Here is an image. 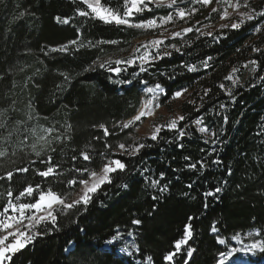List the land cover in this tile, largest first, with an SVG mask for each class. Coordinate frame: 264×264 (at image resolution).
<instances>
[{
    "label": "trees",
    "instance_id": "obj_1",
    "mask_svg": "<svg viewBox=\"0 0 264 264\" xmlns=\"http://www.w3.org/2000/svg\"><path fill=\"white\" fill-rule=\"evenodd\" d=\"M106 3L122 7L123 0ZM77 8L86 6L79 0H0V109L7 110L0 116V122L6 123V128H0V150L7 151L0 157V176L13 171L11 181L0 180V210L8 200V191L15 200L29 184H39L43 190L51 187L58 193L76 192L80 185L69 187L66 181L80 174L69 170H99L104 162L100 154L106 151L110 158L126 163L127 169L114 173L112 183L102 186L86 209L78 205L58 215V230L37 237L13 257L12 264H130L129 258L104 248L117 230L135 232L137 260L144 262L152 256V264H165L164 255L182 238L190 216L195 218L189 246L196 251L189 264H218L220 252H226L228 245H220L217 236L229 244L234 234L256 229L264 240V17L257 15L238 29L225 27L211 35L190 32L168 40L166 45L176 44L181 50L165 48L171 55L154 61L147 72L122 65L127 71L116 75L99 67L85 69L97 58L103 61L126 54L133 41L143 36L142 31L78 16ZM150 8L152 11L137 14L134 22L167 13V9ZM254 9L264 11V0ZM57 16L70 17V23H58ZM217 18L214 14L211 20ZM256 28L261 31L256 32ZM77 29L85 47L71 45L66 52L49 51L77 39ZM112 40L118 43L87 46L89 41L95 45ZM253 47L262 51L254 52ZM208 57L212 59L205 68L202 61ZM250 60L257 61L256 72L250 70ZM192 65L196 71L190 72L188 66ZM233 68L238 69L233 75L239 78L235 86L225 79ZM133 72L138 75L133 76ZM62 73L70 79L65 80ZM121 79H131L132 83L113 82ZM142 81L164 87L159 102L166 107L173 93L187 89L179 107L180 115L186 117L180 127L187 134L178 140L175 131L164 129L157 141L135 139L151 145L138 155L121 154L115 145L131 144V127L123 131L116 128L115 134L104 137L103 130L93 126L103 123L112 133L116 122L132 118L140 105ZM220 84L232 89L234 99ZM204 89H211L207 96ZM198 117L217 135L198 132L192 123ZM67 125H71L70 131H66ZM53 126L72 139L54 144L56 151L50 153L62 174L44 178L37 170L45 169L41 160H46L47 154L36 158L30 148L35 137L26 129L36 128L39 133L41 128ZM24 136L28 140L22 145ZM106 143L113 148L105 149ZM81 151H88L91 161L83 160ZM73 156L77 159L72 160ZM186 156L191 159L186 161ZM200 160L206 167H186ZM25 167L28 172L16 171ZM161 173L160 184L168 185L163 193L150 187V181L159 179ZM83 178H88L87 173ZM217 187L221 188L218 193ZM207 192L214 195L206 196ZM153 196L159 199L153 200ZM33 199L26 196L20 202ZM133 219L142 223L133 225ZM213 224L218 228L216 233L211 231ZM185 256L184 251L178 254L176 264H183ZM254 263L264 264V253H258Z\"/></svg>",
    "mask_w": 264,
    "mask_h": 264
},
{
    "label": "snow or ice",
    "instance_id": "obj_2",
    "mask_svg": "<svg viewBox=\"0 0 264 264\" xmlns=\"http://www.w3.org/2000/svg\"><path fill=\"white\" fill-rule=\"evenodd\" d=\"M80 3L86 6V8H77L76 15L83 16L91 19H98L105 24H115L117 26H126L127 28L141 29V30H156V29H167L164 27L169 23H174V16L172 13H169L165 16L152 19H140L138 22H134V18L137 14L143 13L144 11H152L151 8L148 7L149 4H155L157 8L159 7H173L177 5V0H123L122 7H113L109 6L102 0H79ZM192 2L198 3L201 6H208L212 3V0H192ZM221 0H216V3L219 4ZM225 2H229L230 0H225ZM231 6L238 11L241 6L240 0H236L235 4H231ZM243 7L248 8L249 3L248 0H244ZM197 9H186L177 7L175 11V16L181 20H186L190 18ZM213 12L217 11L216 8L212 9ZM22 16L23 13H20ZM228 12H225L222 15L223 18H227ZM241 19L239 22L232 23L231 25H222L221 27H231L233 29H238L245 22V20L251 21L255 19L257 15L264 17V11L256 12L255 9H251L249 12L239 13ZM56 21L61 24H69L70 17H55ZM199 23V22H197ZM256 32H260V28L255 29ZM164 31H161L159 37L151 39L145 43H142L139 47L133 49V53L126 58L119 59H107L101 61L97 58L96 61L93 62L92 65H89L85 71H95L96 67L101 69H105L110 73H114L116 75H120L123 72L127 71V67L124 66H138L139 72H147L148 67L154 61L163 59L165 56H170L171 52L162 51V48H171L177 52L181 49L177 47L176 44H168L165 45L166 39H175L177 37H183L184 34L190 33L193 31V27L183 28L181 31H174L171 33L170 37L164 36ZM199 31V29H197ZM77 39L69 41L67 44H62L59 47H52L49 49L51 52H66L69 50L71 45H78V47H85V44L80 40V30L77 29ZM211 35V33H208ZM111 43L116 44L118 41H97L95 45L92 44L91 41L88 42L89 47L98 46L100 44ZM141 48L144 49L141 52ZM252 51L261 52L262 50L257 47H253ZM212 57H208L202 64L205 68L209 67V61ZM251 67L252 72H256L257 61L250 60L248 62ZM113 65H116L113 67ZM248 67V65H245ZM188 71H196L195 65L188 66ZM238 71L237 68L232 69V74L226 76V80H231L233 86L237 85L239 82V78H233V75ZM65 76V80H69L70 78L66 74H61ZM133 76L138 75V73L133 72ZM111 80V76L109 77ZM264 79V77H261ZM114 83L120 84H131V79H121L113 81ZM142 83H147L146 81H142ZM219 87L226 92V94L233 98V92L231 88H225L224 84H220ZM145 93L150 94L147 99H145L142 103V107L137 110V114L133 116L131 119L127 121L116 122L113 125V132L110 133L109 128L101 123L99 125H94L93 127H98L103 130V136L108 137L110 134H115V129L119 128L120 131L128 129L136 125L137 122L141 121L142 118L146 116H151L154 114L155 109L159 108L161 105L158 102L159 95L165 93L164 87L157 83L152 87H146L144 89ZM187 89L178 90L173 93L172 98L177 99L180 98ZM211 89H204V96H207ZM203 99V98H201ZM190 103H195V101H189ZM31 107V105H29ZM223 108L224 105H221ZM199 111V107L196 109ZM6 109H0V116H3L6 112ZM31 119V117H29ZM186 119L183 115H178L176 117L171 118L166 124L154 125L153 132L150 136V139L153 141H157L159 139V134L162 130L167 129L168 131H175L176 139H182L187 134L183 128L180 127V122ZM224 122L227 123V116L224 117ZM17 124L23 123L22 121H17ZM193 125L196 127V130L201 134H206L210 136H216L217 133L210 132V129L207 126H204V120L202 117H198L193 122ZM0 128H6V123L0 122ZM27 131H31L32 135L35 137V140L30 145L32 153L36 156L37 159H40L42 156L47 154L46 160H41V163H45L46 167L44 170H37V174L41 177L47 178L50 176L58 177L62 173L58 171L60 168L59 164L53 163V156L50 153L56 151L54 144L64 143L65 141H69L72 139L70 135H66L65 133L59 132L58 129L53 127L41 128L39 133L36 128L26 129ZM71 130V125H67L66 131ZM12 133H9V137ZM94 139H100V137H94ZM28 140L27 136H24L23 140L20 143L23 145ZM206 143L209 141L206 140ZM215 143V140L211 141ZM183 147V145H180ZM116 149L120 151L121 154L126 153L130 156H135L140 153V151L145 147H151V145H146L144 143H140L137 141H133L132 144H125L124 142H118L115 145ZM113 145L105 144V149H112ZM7 155L6 150H0V157H4ZM104 162L99 172L94 169H90L88 167L84 168H74L69 171H75L79 173V178L73 177L66 181L69 187H73L77 184L81 186V192L77 199L68 202L67 196L69 194L58 193L54 191L51 187L47 190L41 189L39 184L33 187L31 184L26 186L22 191H20L19 195L15 196V202L13 201V192L8 191L7 196L8 200L6 204L2 206V210H0V264H12L13 257L25 249L28 245L32 244L37 237L50 234L54 229L57 228V219L58 215L63 214L65 211L73 209L78 205H83L84 208H87L92 202L93 196L104 186L105 184L112 183V177L114 173L117 172H125L127 169L126 163H124L120 159H112L109 156V153L106 151L100 154ZM80 156L85 161H91L92 155L88 151H81ZM72 160H76L77 157H71ZM186 161L190 160V157H184ZM34 163V162H32ZM213 163H219V161H213ZM199 164L200 168L206 167V162L203 160L196 161L194 163H188L186 167L189 169H196ZM28 168H18L17 172H28ZM87 173L88 178H83L84 174ZM13 178V171L6 172L5 176H0V180L7 179L11 181ZM163 179V173L159 179H152L150 181V187L157 188L161 193L166 192L168 190V185L160 184V180ZM122 187H127V185H122ZM191 187V185H189ZM221 191V188L217 187L215 192L218 193ZM206 196L214 195L213 192L205 193ZM34 197L31 202H20L22 197ZM153 200H158V196H153ZM151 214V213H149ZM195 217H188L189 223H187L184 227V232L182 238L174 241L173 250L167 252L163 259L165 264H176L175 257L180 254L182 251L186 252V256L183 260V264H189V260L192 258L193 253L196 251L195 248L189 246V240L193 236L192 224L191 221ZM142 221L140 219H133V225H140ZM51 225V227H49ZM42 229V230H41ZM211 231L216 233L218 232V228L215 224L212 225ZM127 235L132 236L133 233L129 231ZM248 236H253L252 232L247 234ZM256 235H260V233H256ZM121 233L117 230L116 234L111 237L110 240L106 241V243L112 244L117 239H119ZM232 240H235L241 244V247L236 248L232 247L228 251L220 252V258L218 260V264H225L226 261L230 260L234 256V254L238 252L247 253H264V240L254 239L251 243H243L241 236L239 233L234 234L231 237ZM217 242L219 244H225L226 240L217 236ZM185 246H187L185 248ZM133 247H136V250L139 251L138 247L133 244ZM124 252H128V250L122 249ZM128 255H131V252H128ZM148 264H152L153 257H147ZM235 264H241L240 261H236Z\"/></svg>",
    "mask_w": 264,
    "mask_h": 264
},
{
    "label": "rangeland",
    "instance_id": "obj_3",
    "mask_svg": "<svg viewBox=\"0 0 264 264\" xmlns=\"http://www.w3.org/2000/svg\"><path fill=\"white\" fill-rule=\"evenodd\" d=\"M259 1L262 0H248L249 3V7L245 8L243 7V2L244 0H240L241 6L239 7L238 11L235 10L231 4H235L236 0H230L229 2H225V0H221V2L219 4L216 3V0H212V3L208 6H201L198 3L192 2V0H177V5H174L173 7L169 8V7H159L157 8L155 6V4H149L148 7H156L157 9H167V13H161L159 15H157V17L155 18H159L162 16H165L169 13H172L174 16V23H169L167 25H165L164 27L167 29V31H164V29H156V30H141L139 29V31H142L143 36L135 39L129 49V51L126 54L120 55V56H115L112 59H119V58H126L129 57L132 53H133V49L139 47L142 43H145L151 39L157 38L159 37V34L161 31H164V36L165 37H170L171 33L174 31H181L183 28L186 27H193V31L194 33H198V32H213L216 30H220L222 28L225 27H221L222 25H231L232 23H236L239 22L241 17L239 15V13L242 12H249L251 11V9H254V5L257 4ZM180 7V8H186V9H197L198 11L195 12L194 15H192L190 18H187L186 20H181L178 17L175 16V11L176 8ZM216 8L217 11L213 12L212 9ZM225 10L228 12V16L227 18H221L223 13L225 12ZM216 15L218 18L213 21L211 20V17H213V15ZM247 21V20H245ZM199 22V23H197ZM197 29H199V31H197ZM188 34V33H187ZM186 35V34H184ZM183 35V37H184ZM179 38V37H177ZM168 40H172V39H166L165 40V45L166 42ZM165 50V48H162V51ZM144 49L141 48V52H143ZM154 86V85H152ZM150 85L147 84H142L140 86V91L142 93L141 99H140V105L139 108L140 109L142 107V103L145 99L148 98V96L150 94L145 93L144 89L146 87H152ZM164 94H160L159 95V99L158 102L160 100V98L163 96ZM186 98V95L183 94L180 98L177 99H172V102L170 103L169 106H163L161 105L159 108L155 109L154 114L151 116H146L144 118L141 119V121L137 122L135 126L131 127L132 129V133L128 136L130 139V143L132 144V141H134L137 138L140 137H150L152 135L153 132V126L154 125H161V124H166L171 118L176 117L178 115H180V104L181 102ZM137 114V112H136ZM135 114V115H136ZM134 115V116H135ZM131 119V118H130ZM116 152H119V150H117ZM101 169V168H100ZM97 170V172L100 171ZM81 192V186L78 187V189L76 190V192H73L71 194H69L67 196L68 202H71L72 200H75L78 198L79 194ZM15 202V200H13ZM121 233V236L119 239H117L114 243L109 244L106 243L104 248L107 250H114L115 253L117 254L118 257L120 258H124V259H130V264H148V261L145 260L144 262H140L139 260L136 259V255L138 253V251L136 250V247H133V244H135V246H137V242H136V236H135V232L131 231L133 233L132 236L127 235L128 232H123V231H119ZM249 232L253 233V236H248L247 234ZM256 233H260L258 230L253 229V230H249L245 233H239L241 236V239L243 241V243L247 244V243H251L254 239H261V235H256ZM222 245V244H220ZM227 251L232 248V247H236L239 248L241 247V244L235 240H232L231 238L229 239V244L226 241L225 244H223L222 246H227ZM127 249L128 252H131V255H128V252H124L122 251V249ZM260 252H257L255 254L253 253H243V252H238L236 254H234V256L232 258H230V260L226 261L225 264H235L236 261H240L241 264H255L254 261L257 259V254ZM220 258V257H219Z\"/></svg>",
    "mask_w": 264,
    "mask_h": 264
}]
</instances>
